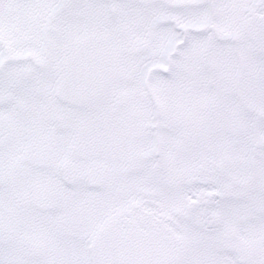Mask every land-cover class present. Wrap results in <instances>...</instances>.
<instances>
[{"label":"snow or ice","instance_id":"6c2138e0","mask_svg":"<svg viewBox=\"0 0 264 264\" xmlns=\"http://www.w3.org/2000/svg\"><path fill=\"white\" fill-rule=\"evenodd\" d=\"M0 264H264V0H0Z\"/></svg>","mask_w":264,"mask_h":264}]
</instances>
